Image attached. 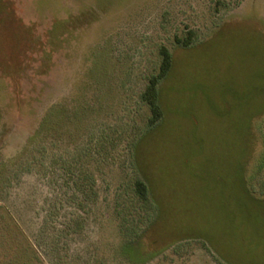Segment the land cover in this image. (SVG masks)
Returning <instances> with one entry per match:
<instances>
[{
  "label": "rangeland",
  "instance_id": "rangeland-1",
  "mask_svg": "<svg viewBox=\"0 0 264 264\" xmlns=\"http://www.w3.org/2000/svg\"><path fill=\"white\" fill-rule=\"evenodd\" d=\"M0 264H264V0H0Z\"/></svg>",
  "mask_w": 264,
  "mask_h": 264
},
{
  "label": "trees",
  "instance_id": "trees-1",
  "mask_svg": "<svg viewBox=\"0 0 264 264\" xmlns=\"http://www.w3.org/2000/svg\"><path fill=\"white\" fill-rule=\"evenodd\" d=\"M53 23L51 28L46 35V39H42L40 36L34 37V42L38 44L39 48L37 49L39 57H40V64H38V69L44 70L47 62V58L52 52H54L55 47L59 43L60 36L56 30L53 29ZM48 36V37H47ZM193 38V31H187L186 36L183 38L175 37V41L180 44V46L188 47L192 43ZM56 45V46H55ZM51 48V49H50ZM159 55H160V62L158 65V69L155 73L151 74L147 78V83L140 93V99L144 102L149 109V116L146 120V128H154L159 121L163 117V110L159 104V84L160 82L168 75L169 71L172 67V56L170 51L165 46L159 47ZM45 61V63H43ZM60 103L52 105L50 107H58ZM60 107V106H59ZM47 111L42 115L39 123L37 131H35L34 135H37L38 132L43 131L45 128L47 129ZM135 189V196L136 199L139 201H146L148 198V190L147 186L144 181L140 179H136L134 183Z\"/></svg>",
  "mask_w": 264,
  "mask_h": 264
}]
</instances>
